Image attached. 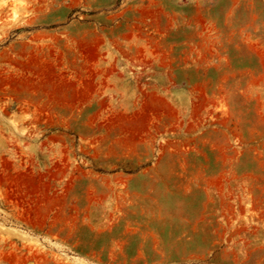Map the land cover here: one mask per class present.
Wrapping results in <instances>:
<instances>
[{"label": "rangeland", "instance_id": "1", "mask_svg": "<svg viewBox=\"0 0 264 264\" xmlns=\"http://www.w3.org/2000/svg\"><path fill=\"white\" fill-rule=\"evenodd\" d=\"M0 79V264H264V0H0Z\"/></svg>", "mask_w": 264, "mask_h": 264}, {"label": "bare ground", "instance_id": "2", "mask_svg": "<svg viewBox=\"0 0 264 264\" xmlns=\"http://www.w3.org/2000/svg\"><path fill=\"white\" fill-rule=\"evenodd\" d=\"M27 54V53H26ZM5 56V55H4ZM5 59V58H4ZM35 62H38V61H35ZM22 64V63H21ZM30 64V63H29ZM21 66H23V65H21ZM37 66H39V63H38V65ZM35 67V66H34ZM32 68V67H31ZM38 68H40V67H38ZM45 68V67H44ZM39 70V69H38ZM41 70H43V68L41 69ZM44 71H45V69H44ZM43 73V72H42ZM49 74V73H48ZM43 75V74H42ZM1 80V79H0ZM2 80H4V79H2ZM26 81V80H25ZM4 82H5V80H4ZM3 81H0V83L1 84H5ZM16 82V81H15ZM22 82V81H21ZM20 82V83H21ZM30 82V81H29ZM28 83V82H27ZM33 83V82H32ZM7 84V83H6ZM30 84V83H29ZM43 84V83H42ZM22 85V84H21ZM20 85V86H21ZM27 85V84H26ZM32 85V84H31ZM46 86V85H45ZM53 86V85H52ZM4 87H5V85H4ZM17 87V86H16ZM23 87V86H22ZM54 87V86H53ZM0 88H3V87H0ZM58 88V87H57ZM18 90V89H17ZM36 90V89H35ZM19 91V90H18ZM30 91V90H29ZM33 91V90H32ZM55 94V93H54ZM71 100H73V99H71ZM58 101V100H57ZM60 101V100H59ZM54 102V101H53ZM56 102V101H55ZM73 102V101H72ZM69 104V103H68ZM31 186V185H30ZM45 200V199H44ZM54 204V203H53ZM51 205V204H50ZM52 206V205H51ZM79 262H80V260H79Z\"/></svg>", "mask_w": 264, "mask_h": 264}]
</instances>
